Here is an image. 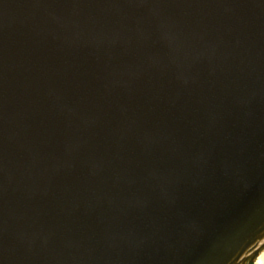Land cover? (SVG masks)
<instances>
[{"label": "water", "instance_id": "water-1", "mask_svg": "<svg viewBox=\"0 0 264 264\" xmlns=\"http://www.w3.org/2000/svg\"><path fill=\"white\" fill-rule=\"evenodd\" d=\"M264 0H0V264H260Z\"/></svg>", "mask_w": 264, "mask_h": 264}, {"label": "bare ground", "instance_id": "bare-ground-1", "mask_svg": "<svg viewBox=\"0 0 264 264\" xmlns=\"http://www.w3.org/2000/svg\"><path fill=\"white\" fill-rule=\"evenodd\" d=\"M264 263V259L261 261V263L260 264H263Z\"/></svg>", "mask_w": 264, "mask_h": 264}, {"label": "rangeland", "instance_id": "rangeland-1", "mask_svg": "<svg viewBox=\"0 0 264 264\" xmlns=\"http://www.w3.org/2000/svg\"><path fill=\"white\" fill-rule=\"evenodd\" d=\"M264 264V263H263Z\"/></svg>", "mask_w": 264, "mask_h": 264}]
</instances>
